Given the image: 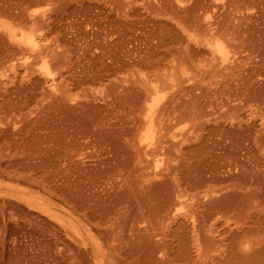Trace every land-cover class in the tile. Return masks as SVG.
<instances>
[{
	"label": "rangeland",
	"instance_id": "374dc122",
	"mask_svg": "<svg viewBox=\"0 0 264 264\" xmlns=\"http://www.w3.org/2000/svg\"><path fill=\"white\" fill-rule=\"evenodd\" d=\"M0 23V264H264V0H0Z\"/></svg>",
	"mask_w": 264,
	"mask_h": 264
},
{
	"label": "bare ground",
	"instance_id": "6f19581e",
	"mask_svg": "<svg viewBox=\"0 0 264 264\" xmlns=\"http://www.w3.org/2000/svg\"><path fill=\"white\" fill-rule=\"evenodd\" d=\"M0 25H1V23H0ZM6 29H7V27H6ZM9 29H10V28H9ZM10 31L12 32V29L9 30V32H10ZM27 31H29V30H27ZM30 31H31V28H30ZM13 32H14V29H13ZM13 32H12V33H13ZM24 32H26V30H25ZM31 32H33V28H32V31H31ZM12 33H11V34H12ZM15 33H16V31H15ZM21 33H23V30L21 31ZM26 33H27V32H26ZM33 33H34V32H33ZM8 34H10V33H8ZM16 34H17V33H16ZM16 34L13 35V38H14V36H16V38H19L20 44H24V43H25L26 46L29 47L30 49L38 50V48L41 46V45H38V44H40V42H39V43L36 42V40L38 41V39H36V38L33 39L34 37H30L31 33H30V34L27 33V34H29V36L26 35L25 33H24V34H20V35H21V36L19 35L20 37L17 36L18 34H17V35H16ZM11 39H12V36H11ZM14 39H15V38H14ZM208 39H209V38H208ZM208 39H206V43H207V45L210 43V45L212 46V49H211V47L208 45L209 49L211 50V53H212V50H213L214 53L218 54L217 56L221 58L220 60H221L222 63H224L225 61L227 62V58L230 57L231 55H230V56H227V58H226V55H228V53L224 52L225 50H223L222 47H221V46H224V44H221L220 46L217 45V46L214 47V44L211 43L212 39H211V40H210V39L208 40ZM17 40H18V39H17ZM214 40H215V39H214ZM214 40H213V43H214ZM15 41H16V40H15ZM19 41H17V42H19ZM39 41H40V39H39ZM208 41H209V42H208ZM21 42H22V43H21ZM215 43L218 44V43H221V42H220V41L216 42V40H215ZM224 47H225V46H224ZM40 48H41V47H40ZM40 48H39V49H40ZM226 51H227V49H226ZM214 53H212V55H213ZM217 56L215 57L216 59H218ZM213 57H214V56H213ZM231 57H233V56H231ZM25 58H26V56H25ZM23 60H24V59H23ZM220 60L218 59L219 63H220ZM229 60H231V59L228 58V62H229ZM42 63H43V62H42ZM222 63H221V64H222ZM44 64H45V62H44ZM44 64H43L42 67L45 66L44 69L46 70V65H44ZM225 64H226V63H225ZM40 65H42V64H40ZM40 68H41V67H40ZM47 71H48V70H47ZM46 73H47V72H46ZM47 74H48V73H47ZM49 74H50V73H49ZM174 134L177 135V133H174ZM179 135H180V133L178 134V136H179ZM173 136H174V135H173ZM178 136H177V138H178ZM174 138H175V136H174ZM179 138L181 139L182 137H179ZM179 138H178V141L180 140ZM182 139H183V138H182ZM182 139H181V141H182ZM150 140H151V139H150ZM142 141H143V142L146 141V143H144L146 146H151L152 143H153V142H151L152 140H151V141H148V140L145 139V141H144V139H143ZM147 141H148V142H147ZM177 143H180V141L177 142ZM145 145H144V146H145ZM146 146H145V147H146ZM157 161H159V159H157ZM157 161H156V162H157ZM158 163H159V162H158ZM156 167H158V166H156Z\"/></svg>",
	"mask_w": 264,
	"mask_h": 264
}]
</instances>
